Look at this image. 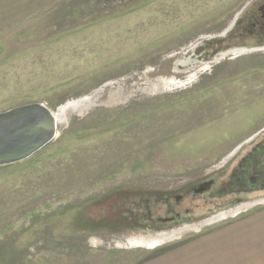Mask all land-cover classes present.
Instances as JSON below:
<instances>
[{"label":"rangeland","instance_id":"obj_1","mask_svg":"<svg viewBox=\"0 0 264 264\" xmlns=\"http://www.w3.org/2000/svg\"><path fill=\"white\" fill-rule=\"evenodd\" d=\"M251 1L61 0L0 27V113L68 106L0 166V264H138L264 206L220 188L264 138Z\"/></svg>","mask_w":264,"mask_h":264},{"label":"crops","instance_id":"obj_2","mask_svg":"<svg viewBox=\"0 0 264 264\" xmlns=\"http://www.w3.org/2000/svg\"><path fill=\"white\" fill-rule=\"evenodd\" d=\"M59 1L0 0V27L16 25ZM263 254L264 206H261L138 264H218L221 261L226 264H257L259 259H252Z\"/></svg>","mask_w":264,"mask_h":264},{"label":"water","instance_id":"obj_3","mask_svg":"<svg viewBox=\"0 0 264 264\" xmlns=\"http://www.w3.org/2000/svg\"><path fill=\"white\" fill-rule=\"evenodd\" d=\"M67 107L51 111L43 104H27L0 113V166L27 158L46 143L62 121ZM56 114V115H55ZM255 174L264 176V166Z\"/></svg>","mask_w":264,"mask_h":264},{"label":"flooded vegetation","instance_id":"obj_4","mask_svg":"<svg viewBox=\"0 0 264 264\" xmlns=\"http://www.w3.org/2000/svg\"><path fill=\"white\" fill-rule=\"evenodd\" d=\"M248 6H252L250 24L247 26L252 28L249 33L257 40L264 42V0H252ZM261 166H264V138L242 157L230 174L232 181L222 183L220 188L225 192L263 191L264 176L255 174Z\"/></svg>","mask_w":264,"mask_h":264},{"label":"bare ground","instance_id":"obj_5","mask_svg":"<svg viewBox=\"0 0 264 264\" xmlns=\"http://www.w3.org/2000/svg\"><path fill=\"white\" fill-rule=\"evenodd\" d=\"M72 104H73V103H72ZM75 104H76V103H75ZM73 105H74V104H73ZM64 107H67V105H66V106H63V107H60V108H58V109H57V111H60V109H62V108H64ZM57 111H55V112H56V114L58 113ZM56 114H55V115H56Z\"/></svg>","mask_w":264,"mask_h":264}]
</instances>
